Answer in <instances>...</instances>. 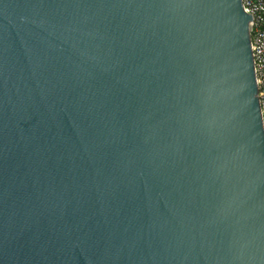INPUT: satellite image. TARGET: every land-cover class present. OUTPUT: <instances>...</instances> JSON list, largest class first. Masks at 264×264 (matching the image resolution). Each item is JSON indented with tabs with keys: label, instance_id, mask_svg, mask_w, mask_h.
I'll return each instance as SVG.
<instances>
[{
	"label": "water",
	"instance_id": "1",
	"mask_svg": "<svg viewBox=\"0 0 264 264\" xmlns=\"http://www.w3.org/2000/svg\"><path fill=\"white\" fill-rule=\"evenodd\" d=\"M251 20L0 0V264H264Z\"/></svg>",
	"mask_w": 264,
	"mask_h": 264
},
{
	"label": "built area",
	"instance_id": "2",
	"mask_svg": "<svg viewBox=\"0 0 264 264\" xmlns=\"http://www.w3.org/2000/svg\"><path fill=\"white\" fill-rule=\"evenodd\" d=\"M245 14L251 15L250 47L253 60L257 99L264 132V0H240Z\"/></svg>",
	"mask_w": 264,
	"mask_h": 264
}]
</instances>
